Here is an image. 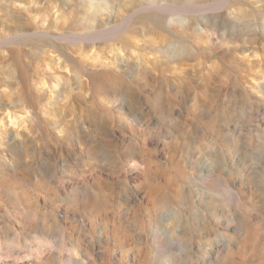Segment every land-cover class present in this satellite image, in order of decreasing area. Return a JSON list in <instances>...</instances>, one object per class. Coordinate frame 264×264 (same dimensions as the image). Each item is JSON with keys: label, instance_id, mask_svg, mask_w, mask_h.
<instances>
[{"label": "rangeland", "instance_id": "rangeland-1", "mask_svg": "<svg viewBox=\"0 0 264 264\" xmlns=\"http://www.w3.org/2000/svg\"><path fill=\"white\" fill-rule=\"evenodd\" d=\"M105 1L0 0V264H264V0H165L91 41L90 12L154 0ZM100 67L136 95L84 86Z\"/></svg>", "mask_w": 264, "mask_h": 264}, {"label": "bare ground", "instance_id": "bare-ground-1", "mask_svg": "<svg viewBox=\"0 0 264 264\" xmlns=\"http://www.w3.org/2000/svg\"><path fill=\"white\" fill-rule=\"evenodd\" d=\"M101 1L102 0H98V3L92 2L91 8L93 7L96 10H101L102 9V2ZM105 2H107V0ZM123 5L124 4L117 6L116 16H115V18H113L114 22H111L110 18H112V17H110V15H107V20L103 25L95 24V22L97 21V16L93 15L90 12L89 14H91V16H92V17H90V19H91L90 21H92L94 23H90L88 25L91 30H90V32L85 34L86 37H90L89 39L91 41H95L98 38H111L112 39L116 33H118L120 30L128 27L132 23L133 19H134V21H136V19H137L136 16L138 15L139 12H141L143 10L144 11L145 10H147V11L151 10V11H157V12L161 11V9H163L167 5V2L165 0H154V1H150L148 3L144 1L142 4H138V5L135 2H132L129 5L128 4H126L124 6ZM110 6H112V5H110ZM174 20L181 21V22L185 23L186 19L181 17V16H178V17H175ZM154 22L158 27H161V28H165V26L168 25V23H170V21L167 20L164 16H160V15H158L154 19ZM245 23H246V25L250 24L249 22H245ZM107 24H108V26H106ZM182 29L183 28H181V30H179V31H176V33L172 34V37L174 38V40L167 47L168 52L171 53L175 59L185 58L186 56L189 55V53L192 49L186 43L187 40L184 36L185 32ZM196 29L200 30L201 27L199 25H197ZM101 30H102V32H104V36L100 35ZM251 30H252V28H251ZM237 31H239V28ZM34 32L39 33V34L44 35V36H47L46 30L40 29V27L38 29H36ZM239 33H241V32L234 33V35H236V39L240 38ZM92 35H94V36H92ZM48 37H51V36H48ZM53 37L55 39H60L62 37H67V35L65 33H55L53 35ZM74 39H76L77 41L78 40L80 41L81 39H84V38L82 36V38L81 37H78V38L75 37ZM88 46L89 45L86 44L85 47L83 48L82 45H79L78 47L75 48V50L80 51L79 56H81L85 53ZM82 57H78L79 60L81 62H86V59H84V57L83 58ZM98 61H99V59H97V58L93 60V62H98ZM19 76L21 77L24 85H26L28 87H33L32 82H31V78L23 66L19 71ZM115 76L118 77L119 79L122 78V74H118ZM115 76L110 75V73H108V71L105 68L101 69V67H100L96 71L90 73V75L88 76L89 81L83 80L82 82H83L84 86L89 85L90 89H91L92 85H93V87L98 86L101 91H110V92L114 93L116 96L117 95H126V94H129L130 96H134V94L136 95L135 89H133L132 86H130V84L127 82L121 83V84L118 83L117 85H114L113 79ZM168 78H169V76H168ZM26 91L21 90L20 94L22 97H16L18 99V101L20 99L23 102H27L29 97H28ZM133 114L134 113L132 112V115ZM137 115L139 116V114H137ZM136 118H134V120H136ZM141 120H142V117H141ZM133 122H135V121H133ZM61 142L62 143L63 142L64 143H72L73 140L70 138L67 140H62ZM104 143H105V140L103 138H97L94 140V142H92L90 144H91V147L93 146V147L101 148L104 145ZM99 154H100V152H98V155Z\"/></svg>", "mask_w": 264, "mask_h": 264}]
</instances>
